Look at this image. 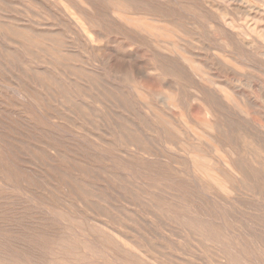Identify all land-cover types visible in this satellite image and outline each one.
I'll use <instances>...</instances> for the list:
<instances>
[{
  "label": "rangeland",
  "instance_id": "1",
  "mask_svg": "<svg viewBox=\"0 0 264 264\" xmlns=\"http://www.w3.org/2000/svg\"><path fill=\"white\" fill-rule=\"evenodd\" d=\"M66 5L81 12L93 25L97 34L94 44L65 12ZM104 19L107 20L105 23ZM218 20L224 27L217 23ZM216 23L218 29H222L220 32ZM137 24L147 25L158 33L160 37L157 39L171 46L170 49L174 44L179 51L186 52L187 57L192 55L191 59L200 66L205 64L203 69L229 93L235 91L245 97L249 94L247 97L255 101V106L240 104L244 110L251 111L250 119L253 117L250 121L260 127L262 133L260 129L256 132L252 126L243 125V121H226L229 118L218 111L211 96L205 93L203 95L207 97L203 98L199 94L201 83L197 84L199 81L190 77L184 78L186 75L178 67L171 71L168 66L172 62L165 55L156 54L152 41L136 31ZM192 29L204 34L205 38ZM240 33L242 37L237 35ZM263 34L264 0H0V264H264V172L261 171L264 169V137H261L264 136ZM204 42L210 46H205ZM213 51L222 60L233 63L238 72L223 68ZM148 54H154L155 61ZM248 58L251 62L247 61ZM177 71H180L179 75ZM158 74L164 78L159 80ZM130 78L132 82L128 83L126 80ZM134 87L142 89L145 97L138 96ZM186 95H190V99L185 98ZM162 96H169L167 99H171L176 107L167 108ZM134 102H137L136 106ZM145 102L153 109L157 106L154 113ZM209 104L213 106L211 111ZM195 106L197 108L193 109ZM186 108L190 116L186 114ZM219 114L223 118L219 119ZM182 118L190 120L199 134L206 133L203 141L213 136L223 147L232 146L230 149L239 154L236 157L246 162L249 172L245 178L247 187L241 186V191L227 195L191 169L185 151L196 150L201 155L208 147L203 141H198L201 145L197 144L189 134L183 133V137L177 134L180 125L183 127ZM219 122L225 123L220 124V129L227 127L221 129L224 134L231 124L234 125L232 131L230 128L226 131L229 134L225 136L229 139H225L223 133L221 136L217 131L207 129ZM222 138L224 141L220 140ZM188 139L192 141L188 142ZM178 159H183V165ZM184 167L188 168L185 173ZM191 173L194 178L190 177ZM258 206L263 211L258 210ZM122 243L138 252L124 249Z\"/></svg>",
  "mask_w": 264,
  "mask_h": 264
},
{
  "label": "bare ground",
  "instance_id": "2",
  "mask_svg": "<svg viewBox=\"0 0 264 264\" xmlns=\"http://www.w3.org/2000/svg\"><path fill=\"white\" fill-rule=\"evenodd\" d=\"M79 1V0H78ZM120 1V0H119ZM122 1V0H121ZM132 1V0H131ZM202 1H204V0H202ZM111 2H113V1H111ZM115 2H117V1H115ZM115 2H113V3H115ZM134 2V1H133ZM138 2H139V0H138ZM147 2V1H146ZM176 2V1H175ZM205 2H207V1H205ZM59 3V2H58ZM57 3V4H58ZM244 3V2H243ZM51 4V3H50ZM55 4V3H54ZM89 4V3H88ZM109 4V3H108ZM130 4H132V3H130ZM139 4V3H138ZM152 4H154V3H152ZM249 4H250V2H249ZM102 5V4H101ZM104 5V4H103ZM113 5V4H112ZM116 5V4H115ZM134 5V4H133ZM136 5V4H135ZM142 5V4H141ZM159 5H160V3H159ZM202 5V4H201ZM201 5H199L200 7H202ZM229 5V4H228ZM58 6V5H57ZM85 6H87L86 4H85ZM148 6V5H147ZM151 6V5H150ZM155 6V5H154ZM60 7V6H59ZM95 7H96V5H95ZM94 7V8H95ZM112 7V6H111ZM122 7V6H121ZM120 7V8H121ZM129 7V6H128ZM149 7V6H148ZM240 7V6H239ZM57 8V7H56ZM103 8H104V6H103ZM144 8H147V7H144ZM152 8V7H151ZM197 8V7H196ZM199 8V7H198ZM238 8V7H237ZM64 9H65V12H67V14L69 15V17L72 19V20H74L75 21V23L77 24V26L80 28V30L82 31V33L84 34V36L88 39V41L91 43V44H94L95 42H96V38H95V36L97 35L96 34V32L93 30V25L90 23V22H88L86 19H85V17L83 16V14L81 13V12H77V11H73L72 10V7L71 6H67L66 5V7H64ZM74 9H76V8H74ZM105 9V8H104ZM129 9V8H128ZM131 9V8H130ZM163 9V8H162ZM165 9H167V8H165ZM202 8H200V10H201ZM229 9V8H228ZM57 10V9H56ZM98 10H99V8H98ZM156 10V9H155ZM207 10V9H206ZM224 10V9H223ZM246 10V9H245ZM54 11V10H53ZM92 11H94V10H92ZM127 11V10H126ZM130 11V10H129ZM152 11V10H151ZM99 12V11H98ZM212 12V11H211ZM216 12V11H215ZM114 13V12H113ZM140 13V12H139ZM145 13V12H144ZM168 13H170V12H168ZM202 13H204V11H202ZM232 13V12H231ZM247 13V12H246ZM99 14H100V12H99ZM126 14V13H125ZM124 14V15H125ZM132 14V13H131ZM136 14H137V12H136ZM151 14V13H150ZM154 14V13H153ZM209 14V13H208ZM207 14V15H208ZM213 14V13H212ZM233 14V13H232ZM64 15V14H63ZM113 15V14H112ZM141 15V14H140ZM146 15V14H145ZM202 15V14H201ZM224 15V14H223ZM249 15V14H248ZM95 16V15H94ZM143 16V15H142ZM149 16V15H148ZM155 16V15H154ZM161 16V15H160ZM205 17H206V14L204 15ZM211 16V15H210ZM214 16V15H213ZM250 16V15H249ZM53 17V16H52ZM61 17V16H60ZM110 17V16H109ZM126 17V16H125ZM219 17V16H218ZM101 18H102V16H101ZM100 18V19H101ZM116 18V17H115ZM175 18V17H174ZM178 18V17H177ZM177 18H175V19H177ZM216 19H218L217 18V16L215 17ZM214 18V19H215ZM97 19V18H96ZM110 19V18H109ZM126 19V18H125ZM173 19V18H172ZM171 19V20H172ZM212 19V18H211ZM214 19H212V20H214ZM230 19H232V18H230ZM248 19V18H247ZM99 20V19H98ZM111 20V19H110ZM113 20V19H112ZM166 20H170V19H166ZM177 20H180V19H177ZM203 20V19H202ZM207 20V19H206ZM208 20H210V19H208ZM105 21H107V20H105L104 19V23H105ZM118 21H119V19H118ZM131 21V20H130ZM154 21V20H153ZM200 21H201V19H200ZM216 20H214V22H215ZM221 21V20H220ZM236 21V20H235ZM234 21V22H235ZM95 22H97V21H95ZM99 22V21H98ZM181 22V21H180ZM202 22V21H201ZM213 22V24H215ZM219 22V20L217 21V23ZM237 22V21H236ZM101 23V22H100ZM117 23V22H116ZM199 23V22H198ZM216 23V24H217ZM252 23V22H251ZM102 24V23H101ZM110 24V23H109ZM109 24H108V26H109ZM118 24V23H117ZM122 24V23H121ZM147 24V23H146ZM158 24V23H157ZM196 24V23H195ZM218 24H221V23H218ZM218 24L216 25V27L218 26ZM233 24V23H232ZM100 25V24H99ZM182 25H183V23H182ZM197 25H199V24H197ZM206 25H208V24H206ZM221 25H223V27H224V24H221ZM251 25H253L254 26V24H251ZM111 26H113V25H111ZM126 26V25H125ZM138 26V27H137ZM147 26V25H146ZM145 25H139V24H137L136 25V27H137V29H136V31L137 32H139L142 36H146V38H148V39H150L152 42V44H153V47H154V51H156V54H158V52H159V54H163V55H165L166 56V58L168 59V61L169 62H172L169 66H168V68L171 70V71H176V69H175V67H178L177 69H179L180 71H182L183 72V74L184 75H186L184 78H186V77H190L191 79H195L196 81H199L197 84H199V83H201V86L199 87V88H201L202 89V91L200 90V92H199V90L198 89H196L195 87H193L197 92H199V94H201V95H203V94H205V93H207L208 94V96H211V98H212V100H213V102H214V104L216 105L215 107H217L218 108V111H220V113H222L223 115L225 114V117H227V118H229V119H227V118H225V119H227L226 121H228V120H231V121H233L232 123H234V122H236V121H234V120H237V122L238 121H243L242 123H245V124H243V125H245V126H247V125H250V126H252V128L256 131V132H258V130L260 129V127L258 128V126L256 125V124H254L253 125V123L250 121V120H252V117L253 116H251V119H250V112H248L247 110H244L243 109V107H242V105L240 104V102L242 103V104H245V103H249V104H251L252 106H255L254 104H253V102H255V101H251L247 96L249 95H247L246 97L245 96H240V95H238V93H235V91H233L234 93L232 94L231 92L229 93V91H226V89L223 87H221V86H219L212 78H211V73H209V72H207L206 70H204L203 68L205 67V64L203 65L204 67H202V66H200L198 63H196L195 62V60H193V59H191L193 56L191 55V58H189V57H187L186 55H185V53L186 52H184V51H179L180 49L176 46V45H174L173 44V46H172V48L170 49V47L171 46H168V45H166L165 44V42L164 41H160V39L158 40L157 38H159L160 36H159V34L158 33H155L153 30H150L148 27H146ZM186 26V25H185ZM220 26V25H219ZM101 27L103 28V24L101 25ZM161 27V26H160ZM174 27V26H173ZM187 27V26H186ZM186 27H184L185 29L184 30H186ZM189 27V26H188ZM222 27V26H221ZM242 27V26H241ZM240 27V28H241ZM247 27V26H246ZM130 28V27H129ZM162 28V27H161ZM200 29H201V27H199ZM210 28V27H209ZM120 29V28H119ZM121 29H124V28H121ZM179 29V28H178ZM191 29V28H190ZM216 29V28H215ZM217 29H218V27H217ZM219 29H221V28H219ZM218 29V30H219ZM224 29V28H223ZM72 30V29H71ZM97 30H99V33H100V29L98 28ZM201 30H204V29H201ZM201 30H200V32H201ZM222 30V29H221ZM244 30L246 31V29L244 28ZM81 31H79V33L81 32ZM114 31V30H113ZM116 31V30H115ZM126 31V30H125ZM192 31H193V29H192ZM209 31V30H208ZM235 31V30H234ZM242 31V30H241ZM250 31V30H249ZM249 31H248V34H249ZM117 32H119V31H117ZM121 32V31H120ZM119 32V33H120ZM193 32H195V31H193ZM196 32H197V34L198 35H200L198 32L199 31H197L196 30ZM195 32V33H196ZM216 32V31H215ZM218 32H220V30L218 31ZM253 32V31H252ZM261 32V31H260ZM71 33V32H70ZM115 33V32H114ZM119 33H118V35H119ZM126 33H128V32H126ZM182 33H184V32H182ZM181 33V34H182ZM185 33H186V31H185ZM184 33V34H185ZM211 33V32H210ZM129 34H131V33H129ZM177 34V33H176ZM201 34H202V32H201ZM208 34V33H207ZM212 34H213V32H212ZM74 35V34H73ZM166 35V34H165ZM204 34H202V35H200V36H203ZM206 35V34H205ZM238 36H240V37H242L243 35L240 33V34H237ZM259 35H260V33H259ZM264 35V34H263ZM79 36V35H78ZM121 36V35H120ZM133 36H134V34H133ZM208 36H209V34H208ZM228 36V35H227ZM233 36V35H232ZM232 36H230V37H232ZM249 36V35H248ZM254 36V35H253ZM123 37V36H122ZM125 37V36H124ZM137 37V36H136ZM139 37V36H138ZM137 37V38H138ZM184 37V36H183ZM204 38H205V36H203ZM202 37V39H204ZM239 37V38H240ZM250 37H251V35H250ZM260 37V36H259ZM103 38V37H102ZM127 38V37H126ZM125 38V39H126ZM145 38V39H146ZM185 38V37H184ZM194 38V37H193ZM207 38V37H206ZM234 38V37H233ZM236 38V37H235ZM257 38V37H256ZM104 39V38H103ZM124 39V40H125ZM144 39V40H145ZM183 39V38H182ZM187 39V38H186ZM188 39H189V37H188ZM202 39H200L201 41H202ZM216 39V38H215ZM225 39V38H224ZM232 39V38H231ZM248 39V38H247ZM264 39V38H263ZM81 40H82V38H81ZM130 40V39H129ZM143 40V41H144ZM149 40V41H150ZM197 39H195V41H196ZM210 40V39H209ZM214 40V39H213ZM221 40V39H220ZM226 40V39H225ZM224 40V41H225ZM234 40V39H233ZM241 40V39H240ZM97 41H99V40H97ZM126 41H127V39H126ZM143 41H141L142 42V44H143ZM195 41H193V42H195ZM205 41H206V39H205ZM219 41V40H218ZM217 41V42H218ZM222 41V40H221ZM227 41H228V38H227ZM249 41V40H248ZM70 42V41H69ZM87 42V41H86ZM101 42V41H100ZM207 42V41H206ZM210 41H208L207 43H209ZM216 42V41H215ZM214 42V43H215ZM231 42V41H230ZM229 42V43H230ZM249 42H251V41H249ZM99 43V42H98ZM134 42L132 41V44H133ZM147 43L149 44V42L147 41ZM199 43V42H198ZM219 43V42H218ZM226 43V42H225ZM234 43V42H233ZM255 43V42H254ZM263 43V42H262ZM29 44V43H28ZM74 44V43H73ZM85 44V43H84ZM102 44H103V42H102ZM101 44V45H102ZM147 44V45H148ZM179 44V43H178ZM191 45H192V43H190ZM203 44H205V42L203 43ZM210 44V43H209ZM211 44H212V42H211ZM217 44V43H216ZM247 44V43H246ZM261 44V43H260ZM34 45V44H33ZM134 45H135V43H134ZM137 45V44H136ZM144 45V44H143ZM150 45V44H149ZM148 45V46H149ZM188 45V44H187ZM199 45V44H198ZM206 45H208V44H205V46ZM219 45V44H218ZM228 45V44H227ZM132 46V45H131ZM147 46V47H148ZM151 46V45H150ZM149 46V47H150ZM200 46V45H199ZM202 46V45H201ZM210 45H208L207 47H209ZM215 45H213V47H214ZM226 46V45H225ZM229 46V45H228ZM238 46V45H237ZM240 46V45H239ZM250 46H252V45H250ZM258 46V45H257ZM95 47V46H94ZM140 47V46H139ZM142 47H144V49H146L145 48V46H142ZM152 47V46H151ZM193 47V46H192ZM206 47V48H207ZM222 47V46H221ZM234 47H236V46H234ZM234 47H232V48H234ZM253 47H255V46H253ZM264 47V46H263ZM85 48H86V46H85ZM141 48V47H140ZM190 48V47H189ZM194 48V47H193ZM225 48V47H224ZM228 48V47H227ZM238 48V47H237ZM240 48V47H239ZM99 49V48H98ZM101 49V48H100ZM127 49V48H126ZM129 49V48H128ZM187 49V48H186ZM195 49H197V48H194V50ZM209 48H207V50H208ZM212 49V48H211ZM217 49H218V47H217ZM220 49V48H219ZM259 49H261V48H259ZM143 50V49H142ZM215 50V49H214ZM223 50V49H222ZM228 49H226V51H227ZM232 50V49H231ZM234 50V49H233ZM239 50V49H238ZM246 50V49H245ZM252 50H253V48H252ZM45 51V50H44ZM129 51V50H128ZM144 51V50H143ZM188 51V50H187ZM198 51V50H197ZM200 51V50H199ZM198 51V52H199ZM224 51V50H223ZM222 51V52H223ZM46 52V51H45ZM127 52V51H126ZM147 52L149 53V50H147ZM190 52V51H189ZM202 53H203V51H201ZM206 52V51H205ZM214 52V51H213ZM228 52V51H227ZM230 52V51H229ZM36 53V52H35ZM92 53H94V52H92ZM139 53V52H138ZM146 53V52H145ZM200 53V52H199ZM232 53V52H231ZM235 53V52H234ZM241 53V52H240ZM248 53H249V51H248ZM34 54V53H33ZM124 54V53H123ZM140 54V53H139ZM150 54H151V52H150ZM194 54V53H193ZM214 54H215V52H214ZM224 54V53H223ZM241 54H243V53H241ZM256 54V53H255ZM254 54V57L256 56ZM259 54V53H258ZM264 54V53H263ZM111 55V54H110ZM121 55V54H120ZM154 55V54H153ZM153 55H147V56H150L151 58H153L154 59V56ZM195 55H197L196 53H195ZM233 55V54H232ZM235 55H236V53H235ZM250 55H251V52H250ZM249 55V56H250ZM131 56H133V55H131ZM140 56V55H139ZM198 56H202V55H198ZM210 56V55H209ZM209 56H207V57H209ZM214 56H216V58L218 59V62H219V64H222L221 66H223V68H225V69H228V70H231V72L233 71V72H238V70L236 69V67H235V65L233 64V63H231V62H229L228 60L226 61V60H222L218 55H214ZM243 56V55H242ZM258 56V55H257ZM261 56V55H260ZM123 57V56H122ZM160 57V56H159ZM227 57V56H226ZM230 58L232 57V56H229ZM140 58V57H139ZM142 58V57H141ZM147 58H149V57H147ZM161 59H162V56L160 57ZM165 58V57H164ZM204 58V57H203ZM256 58V57H255ZM109 59V58H108ZM123 59H124V57H123ZM127 59H129V58H127ZM131 59V58H130ZM136 59V58H135ZM150 59V58H149ZM149 59H147V60H149ZM198 58H196V60H197ZM207 59V58H206ZM240 59V58H239ZM244 59H245V57H244ZM244 59H242V60H244ZM249 59V58H248ZM64 60V59H63ZM141 60V59H140ZM157 60V59H156ZM163 60V59H162ZM161 60V61H162ZM199 60V59H198ZM210 60V59H209ZM208 60V61H209ZM232 60V59H231ZM233 60H235V59H233ZM246 60V59H245ZM244 60V61H245ZM150 62H151V59L149 60ZM154 61H155V59H154ZM166 61V60H165ZM203 61V60H202ZM248 62H251L250 61V59L249 60H247ZM67 62V61H66ZM82 62H85V61H82ZM137 62V61H136ZM145 62V61H144ZM198 62H200V60L198 61ZM205 62V61H204ZM235 62H237L238 63V61H235ZM135 63V62H134ZM143 63V62H142ZM152 64H153V62H151ZM151 63H150V66H151ZM157 63V65H158V62H156ZM156 63H155V65H156ZM163 63H166V62H164L163 61ZM213 63V62H212ZM215 63H216V61H215ZM241 63V62H240ZM263 63V62H262ZM60 64V63H59ZM211 64V63H210ZM218 64V65H219ZM243 64V63H242ZM250 65H251V63H249ZM140 65V64H139ZM148 65H149V63H148ZM147 65V67H149ZM161 65V64H160ZM165 65V64H164ZM167 65V64H166ZM208 65V64H207ZM217 65V64H216ZM217 65V66H218ZM249 65V66H250ZM29 66V65H28ZM211 66V65H210ZM209 66V68H212V67H210ZM213 66H214V63H213ZM216 66V67H217ZM248 66V65H247ZM264 66V65H263ZM71 67V66H70ZM151 67H153V65L151 66ZM244 67H245V65H244ZM167 68V69H168ZM208 68V69H209ZM251 68V67H250ZM253 68V67H252ZM152 68H150V70H151ZM153 69H155V68H153ZM168 69V70H169ZM217 69V68H216ZM253 69H255V68H253ZM149 70V69H148ZM158 70H160L159 68H158ZM67 71V70H66ZM69 71V70H68ZM153 71V70H152ZM156 71V70H155ZM163 71H166V70H163ZM179 71V72H180ZM213 71V70H212ZM225 71V70H224ZM247 71V70H246ZM82 72V71H81ZM146 72H148V71H146ZM154 72V71H153ZM158 72H160L159 74L161 75V73H163L164 74V72H161V71H158ZM167 72V71H166ZM165 72V73H166ZM178 72V71H177ZM179 72H178V75H179ZM218 72V71H217ZM67 73V72H66ZM142 73H144V72H142ZM141 73V74H142ZM173 73V72H172ZM220 73V72H219ZM219 73H217L218 75H219ZM68 75H70L69 74V72L67 73ZM134 74V73H133ZM149 74V73H148ZM155 74V73H154ZM159 74H158V76H159ZM168 74H171V73H168ZM183 74H182V77H183ZM213 74V73H212ZM216 74V73H215ZM239 74V73H238ZM246 74V73H245ZM244 74V75H245ZM251 74H253V73H251ZM144 75V74H143ZM150 75V74H149ZM148 75V76H149ZM164 75H166V74H164ZM214 75V74H213ZM212 75V76H213ZM230 75H232L233 76V74H230ZM247 75V74H246ZM156 76V75H155ZM167 76V75H166ZM181 76V75H180ZM222 76V75H221ZM227 76V75H226ZM241 76H243V75H241ZM251 76V75H250ZM81 77V76H80ZM151 77V76H150ZM160 77V76H159ZM170 77V76H169ZM215 77V76H214ZM217 77V76H216ZM71 78H75V76L73 77H71ZM146 78V77H145ZM148 78V77H147ZM158 78V77H157ZM162 78H164V77H160V79L159 80H162ZM174 77H172V78H170V80H172ZM218 78H219V76H218ZM221 79H227V77H225V78H222V77H220ZM251 78H253L252 76H251ZM72 79V80H73ZM169 79V78H168ZM182 79V78H181ZM187 79V78H186ZM66 80H67V78H66ZM68 80H69V77H68ZM78 80H80V79H78ZM87 80V79H86ZM130 80H131V78L129 79V80H126L128 83L130 82ZM164 80V79H163ZM169 80V81H170ZM195 80H194V82H195ZM230 80V79H229ZM233 80H234V78H233ZM251 80V79H250ZM70 81H71V79H70ZM74 81H76V79L74 80ZM89 81V80H88ZM87 81V82H88ZM136 81V80H135ZM149 81V80H148ZM167 81V80H166ZM165 81V82H166ZM176 81V80H175ZM181 81V80H180ZM188 81H190V79L188 80ZM228 81V80H227ZM242 81H243V79H242ZM252 81V80H251ZM260 81V80H259ZM79 82V81H78ZM90 82V81H89ZM126 82V84H128ZM131 82H132V80H131ZM134 82V81H133ZM138 82V81H137ZM178 82H179V77H178ZM184 82V81H183ZM230 82V81H229ZM253 82V81H252ZM251 82V83H252ZM82 83V82H81ZM176 83V82H175ZM185 83V82H184ZM225 84H227L228 85V83H226V82H224ZM224 83L223 84H221V82H220V84L221 85H224ZM231 83V82H230ZM245 83V82H244ZM247 83V82H246ZM258 83V82H257ZM83 84V83H82ZM133 84V83H132ZM135 84V83H134ZM154 84H155V81H154ZM167 84H169V83H167ZM188 84V83H187ZM196 84V83H195ZM90 85V84H89ZM89 85H86V86H88L89 87ZM166 85V84H165ZM173 85H174V81H173ZM178 85V84H177ZM183 85V84H182ZM200 85V84H199ZM236 85V84H235ZM246 85V84H245ZM258 85V84H257ZM262 85V84H261ZM85 86V85H84ZM83 86V87H84ZM162 86H164V85H162ZM178 86H180V84L178 85ZM184 86H186L187 87V85L185 84ZM183 86V87H184ZM238 86V85H237ZM249 86H251V85H249ZM249 86H247V87H249ZM255 86V85H254ZM173 87V86H172ZM176 87V86H175ZM175 87H174V89H175ZM197 87V86H196ZM226 87V86H225ZM231 87V86H230ZM238 87H240V86H238ZM238 87L236 88L237 90H238ZM257 87V86H256ZM47 88H49V87H47ZM90 88V87H89ZM164 88H166V87H164ZM163 88V89H164ZM181 88V87H180ZM180 88H178V90L180 89ZM190 88V87H189ZM229 88V87H228ZM232 88V87H231ZM234 88V87H233ZM258 88H259V86H258ZM262 88V87H261ZM72 89V88H71ZM126 89V88H125ZM184 89H186L185 87L182 89V91H184ZM192 89V88H191ZM240 89V88H239ZM90 90H92L91 88H90ZM89 90V91H90ZM134 90H136V93L138 94V96H141V98H144L145 96H144V94H143V91H142V89H140V88H137V87H134ZM151 90V89H150ZM167 90V89H166ZM165 90V91H166ZM194 90V91H195ZM231 90H234V89H231ZM249 90V89H248ZM19 91V90H18ZM239 91V90H238ZM241 91H243V90H241ZM21 92V91H20ZM19 92V93H20ZM93 92V91H92ZM162 92V91H161ZM174 92V91H173ZM204 92V93H203ZM83 93V92H82ZM94 93V92H93ZM175 93H177L178 94V92H175ZM174 93V94H175ZM184 93V92H183ZM240 93V92H239ZM249 93V92H248ZM251 93V92H250ZM261 93H263V92H261ZM23 94L25 95V93L23 92ZM23 94H22V96H23ZM151 94V93H150ZM168 94V93H167ZM173 94V93H172ZM179 94H181L180 92H179ZM198 94V95H199ZM245 94V93H244ZM247 94V93H246ZM254 94V93H253ZM72 95H73V92H72ZM83 95H84V93H83ZM82 95V96H83ZM145 95H146V93H145ZM147 95H149V94H147ZM162 95V94H161ZM169 95V94H168ZM185 95V94H184ZM255 95V94H254ZM254 95H253V97H254ZM81 96V95H80ZM81 96V97H82ZM87 96V95H86ZM159 96V95H158ZM178 96V95H177ZM187 96L188 95H186V97L185 98H187ZM190 96V95H189ZM188 96V97H189ZM194 96V95H193ZM197 96V95H196ZM261 96H262V94H261ZM26 97H28V96H25V98ZM81 97H80V99H81ZM131 97V96H130ZM154 97V96H153ZM157 97V96H156ZM163 97V99L162 100H164V102H163V104L167 107V108H175L176 106H175V104H173V102L171 101V99H170V101H169V99H167V98H169V96H166V98H165V96H162ZM200 97V96H199ZM207 96L205 95V97H204V95H203V98H206ZM133 98V96L131 97V99ZM159 98V97H158ZM177 98V97H176ZM182 98H184L183 96H182ZM191 98H192V96H191ZM197 98V97H196ZM201 98V97H200ZM261 98V97H260ZM79 99V98H78ZM88 99V98H87ZM134 99V98H133ZM151 99V98H150ZM175 99V98H174ZM180 99V98H179ZM179 99H178V101H179ZM189 99H190V97H189ZM193 99H195V98H193ZM256 99V98H255ZM82 100V99H81ZM139 100V99H138ZM152 100V99H151ZM154 100H155V98H154ZM153 100V102H155ZM176 100V99H175ZM182 100H184L185 101V99H182ZM192 100V99H191ZM203 100V99H202ZM207 100H208V98H207ZM210 100V103H211V99H209ZM88 101H89V99H88ZM159 101H160V99H159ZM183 101V102H184ZM261 101V100H260ZM126 102V101H125ZM139 102V101H138ZM182 102V103H183ZM190 102V101H189ZM188 102V103H189ZM82 103H84V102H82ZM117 103V102H116ZM135 103H137V102H134V104ZM158 103V102H157ZM184 103H186V102H184ZM204 103V102H203ZM208 103H209V101H208ZM208 103H207V105H208ZM261 103V102H260ZM143 104V103H142ZM191 104H192V102H191ZM190 104V105H191ZM213 104V103H212ZM214 104H213V106H214ZM256 104V103H255ZM137 105H139V104H137ZM145 105L147 106V108L149 109H151L152 110V112L154 113V109L157 107H155L154 109H153V107L150 105V104H146V102H145ZM158 105V104H157ZM161 105V104H160ZM178 105H180V104H178ZM184 105V104H183ZM182 105V106H183ZM186 106H187V104H185ZM190 105H188V106H190ZM192 105H194V104H192ZM191 105V106H192ZM210 105V104H209ZM132 106V105H131ZM130 106V107H131ZM135 106H136V104H135ZM144 106V105H143ZM181 106V107H182ZM185 106V107H186ZM213 106H211L210 105V107L209 106H207V107H209L210 109V111H211V109H212V107ZM112 107V106H111ZM138 107V106H137ZM158 107H160L159 105H158ZM201 107V106H200ZM141 109L142 110V108H141V106L140 107H138V109ZM164 108V107H163ZM167 108H166V110H167ZM183 108V107H182ZM189 108V107H188ZM188 108H186V111H187V109ZM194 108H197V106H195V107H193V109ZM257 108V107H256ZM121 109V108H120ZM119 109V111L121 112V110ZM185 109V108H184ZM184 109H183V111H184ZM190 109H192V108H190ZM192 109V110H193ZM200 109V108H199ZM203 109V108H202ZM117 110V109H116ZM136 110H137V108H136ZM161 110V109H160ZM196 110H198V109H196ZM217 110V109H216ZM253 110V109H252ZM128 111V110H127ZM126 111V112H127ZM138 111V110H137ZM144 111V109L142 110V112ZM164 111V110H163ZM171 111H172V109H171ZM182 111V112H183ZM185 111V112H186ZM191 111V110H190ZM194 111V110H193ZM203 111V110H202ZM217 111V112H218ZM260 111V110H259ZM140 112V111H139ZM141 112V113H142ZM164 112H166V111H164ZM175 112H176V110H175ZM213 112V111H212ZM212 112H211V114H212ZM216 112V113H217ZM261 112V111H260ZM133 113V112H132ZM158 113V112H157ZM174 113V112H173ZM178 112H176V114H177ZM189 112L187 111L186 112V114H188ZM207 113V112H206ZM219 113V112H218ZM252 113H253V111H252ZM259 113V112H258ZM263 113V112H262ZM89 114H91V113H89ZM136 114V113H135ZM144 114V113H143ZM142 114V115H143ZM148 114V113H147ZM166 114H168V113H166ZM192 114V113H191ZM210 114V115H211ZM221 114V115H222ZM255 113H253V115H254ZM141 115V116H142ZM162 115V114H161ZM169 115V114H168ZM182 115H184V114H182ZM189 115V114H188ZM214 115V114H213ZM216 115V114H215ZM260 116H261V114H259ZM146 116V115H145ZM151 116V115H150ZM171 116H172V114H171ZM190 116V115H189ZM208 116V115H207ZM217 116H220V114L219 115H217ZM102 117V116H101ZM128 117V116H127ZM130 118V120H131V116H129ZM147 117H149V116H147ZM147 117H145L147 120H149ZM157 117V116H156ZM173 117V116H172ZM182 117V116H181ZM186 117V116H185ZM209 117V116H208ZM262 117H263V115H262ZM85 118H86V116H85ZM135 119L136 118H138V117H134ZM133 117H132V120L134 121L135 119H134ZM140 118V117H139ZM143 118V117H142ZM159 118V117H158ZM160 118H162V117H160ZM163 118H165V117H163ZM186 118H188V117H186ZM198 118V117H197ZM199 118H201V117H199ZM217 118V117H216ZM220 118H223L222 116H220L219 117V119ZM145 119V120H146ZM152 119V118H151ZM150 119V120H151ZM170 119H171V117H170ZM178 119V118H177ZM189 119V118H188ZM186 120L185 118H182L181 119V124H183V127H182V125H180V127H181V130H180V132L179 133H177L178 131H176V133L177 134H182L181 136L183 137L185 134H189L193 139H195V142L197 143V144H200L201 145V143H198V141H203L204 140V136H205V134L203 133V134H199L198 132H197V130H196V128H195V126H194V124H192L191 123V121L190 120ZM203 119V118H202ZM201 119V120H202ZM208 119V118H207ZM213 118H212V116H211V120H212ZM254 119V118H253ZM101 120V119H100ZM138 120V119H137ZM140 120V119H139ZM208 120H210V119H208ZM208 120L206 121V122H208ZM210 120V121H211ZM216 120V119H215ZM218 120V119H217ZM221 120H223V119H221ZM141 121V120H140ZM152 121V120H151ZM164 121V120H163ZM171 121H173V120H171ZM190 121V122H189ZM230 121V122H231ZM141 122H144V123H146L145 121H141ZM149 123H150V121H148ZM160 122V121H159ZM166 122V121H165ZM175 122V121H174ZM192 122L193 123H196L195 121H193V119H192ZM199 122V121H198ZM197 122V123H198ZM223 122H225V121H223ZM254 122H256V121H254ZM260 122V121H259ZM134 123H136L135 121H134ZM155 123V122H154ZM164 123V122H163ZM167 123V122H166ZM170 123H172V122H170ZM179 123V122H178ZM200 123V122H199ZM203 123H204V121H203ZM208 123H210V122H208ZM212 123H215V122H213L212 121ZM228 123V122H227ZM227 123H226V125H227ZM81 124V123H80ZM146 124H148V123H146ZM145 124V125H146ZM151 124V123H150ZM159 125V123L156 121V123H155V125L156 126H158ZM175 124V123H174ZM207 124V123H206ZM220 124L221 125H224V124H222V122H219V124L218 123H216V124H214V125H211V126H209L210 124H208V126H209V128L207 127V129L209 130V131H217L218 133H220L221 134V136H222V131H223V129H224V127L225 126H223V128H221L222 129V131H221V129H220ZM241 124V123H240ZM155 125H153V126H155ZM170 125V124H169ZM177 124H175V126H176ZM178 125V126H179ZM196 125V124H195ZM204 125V124H203ZM229 125V124H228ZM235 125H236V123H235ZM137 126V125H136ZM146 126H148V127H150L149 125H146ZM145 126V127H146ZM163 126H164V124H163ZM198 126V128H199V125H197ZM196 126V127H197ZM234 126V125H233ZM232 126V124H231V127H233ZM238 126V125H237ZM249 126V127H250ZM162 127V126H161ZM165 127H167V126H165ZM172 127H174V126H172ZM177 127V126H176ZM203 127V126H202ZM222 127V126H221ZM231 127H228V130H229V128H230V130H231ZM236 127V126H235ZM234 127V128H235ZM262 127H264V126H262ZM140 128V127H139ZM151 128V127H150ZM158 128V127H157ZM179 128V127H178ZM225 128H227V127H225ZM154 129L156 130V128L154 127ZM173 129V128H172ZM199 129H202L203 131H205L203 128H199ZM236 129V128H235ZM235 129H233V131L235 130ZM240 129V128H239ZM242 129V128H241ZM244 129V128H243ZM264 129V128H263ZM131 130V129H130ZM140 130V129H139ZM149 130V129H148ZM168 130V129H167ZM175 130V129H174ZM201 130V131H202ZM225 130V129H224ZM228 130H226L227 132H228ZM251 130V129H250ZM124 131V130H123ZM135 131V130H134ZM137 131V130H136ZM142 131V130H141ZM151 131V130H150ZM165 131V130H164ZM202 131V132H203ZM225 131V134L223 133V135L225 136V135H228L227 134V132ZM232 131V130H231ZM261 133H262V131H261V129L259 130ZM131 132H132V130H131ZM152 132V131H151ZM168 132V131H167ZM173 132V131H172ZM201 132V133H202ZM242 132V131H241ZM255 132V133H256ZM125 133V132H124ZM183 133H185L184 135H183ZM243 133V132H242ZM254 133V132H253ZM122 134H123V132H122ZM121 134V135H122ZM170 134V133H169ZM174 134V133H173ZM214 134V133H213ZM219 134V135H220ZM250 134V133H249ZM126 135H127V133H126ZM167 135V134H166ZM175 135V134H174ZM211 136H212V132H211V134H210ZM209 135V136H210ZM216 135H217V133H216ZM245 135V134H244ZM256 135H258L257 133H256ZM147 136V135H146ZM145 136V137H146ZM176 136H178V135H176ZM188 136V135H187ZM258 136H260V135H258ZM138 138H139V136H137ZM149 137V136H148ZM189 137V136H188ZM217 137V136H216ZM245 137H248V136H245ZM244 137V138H245ZM252 138H253V136H251ZM261 137L263 138L264 136L263 135H261ZM127 138H128V136H127ZM137 138V139H138ZM147 138V137H146ZM150 138V137H149ZM168 138H170V137H168ZM179 138V137H178ZM210 139L209 140H206V141H203V143L205 142L206 143V145L207 146H205V147H208V150L206 149V151H204V153L205 154H201V155H199V153H197L196 152V150H190V149H187L186 147H183V148H186L187 150L185 151L186 152V158H188L187 160L188 161H190V167H191V169L193 168L200 176H201V178L202 179H204V180H208L209 182H210V184H211V186H214L216 189H218L219 191H221L222 193H225V194H227V195H231V194H233V193H235L236 191H241L240 189H241V186H246L247 184H246V177H248L249 175H248V171H247V166L245 165V163H243L242 162V159H240L239 157H236L237 155L239 156V154H235L236 153V151H234L233 149V151L230 149L231 147L229 146V148H225V146L223 147V145H221L220 143H219V141L218 140H216L215 138H213V136H212V138L211 137H209ZM218 138H220L219 136H218ZM226 138H228L227 136H225V139ZM243 138V137H242ZM132 139V138H131ZM134 139H136L135 137H134ZM140 139V138H139ZM153 139V138H152ZM151 139V140H152ZM179 139H181V138H179ZM229 139V138H228ZM150 140V139H149ZM151 140H150V142H151ZM169 140H171V139H169ZM173 140V139H172ZM189 141L188 142H191L192 140H190V139H188ZM220 140H223V138L222 139H220ZM250 140H252V139H250ZM260 140H261V138H260ZM182 142H183V140H181ZM185 141H186V139H185ZM224 141V140H223ZM226 141V143H227V141L228 140H225ZM230 141V140H229ZM232 141V140H231ZM255 141V140H254ZM253 141V142H254ZM145 142V141H144ZM148 142V141H147ZM177 142V141H176ZM187 142V141H186ZM256 142V141H255ZM131 143V142H130ZM160 143V142H159ZM170 143H171V141H170ZM196 143H194V144H196ZM222 143V142H221ZM259 143H261V142H259ZM258 143V144H259ZM173 144V143H172ZM176 144V143H175ZM179 144H180V142H179ZM224 144V143H223ZM227 144H229V143H227ZM249 144H250V141H249ZM249 144H247V145H249ZM256 144V143H255ZM264 144V143H263ZM262 144V145H263ZM160 145V144H159ZM171 145V144H170ZM183 145V144H182ZM186 145V144H185ZM203 145V144H202ZM253 145V144H252ZM163 146V145H162ZM174 146V145H173ZM186 146H188V145H186ZM239 146V145H238ZM139 147V146H138ZM153 147V146H152ZM236 147H237V145H236ZM256 147V146H255ZM155 148H157V147H155ZM178 148H179V146H178ZM188 148H189V146H188ZM195 148V147H194ZM203 148H204V145H203ZM247 148V147H246ZM149 149V148H148ZM205 149V148H204ZM237 149V148H236ZM250 149V148H249ZM151 150H152V148H151ZM179 150H180V148H179ZM240 150V149H239ZM238 150V151H239ZM251 150V149H250ZM264 150V149H263ZM119 151V150H118ZM153 151V150H152ZM160 151V150H159ZM237 151V152H238ZM248 151V150H247ZM258 151V150H257ZM147 152H149V151H147ZM147 152H145V153H147ZM150 153V152H149ZM156 153V152H155ZM202 153V152H201ZM239 153V152H238ZM151 154V153H150ZM240 154H241V152H240ZM249 154V153H248ZM251 154V153H250ZM165 155V154H164ZM184 154H182V156H183ZM257 155V154H256ZM152 156V155H151ZM151 156H150V159H152L151 158ZM154 156V155H153ZM155 156H158L157 154L155 155ZM169 156V155H168ZM181 156V157H182ZM251 156V155H250ZM259 156V155H258ZM159 157V156H158ZM175 157H178V156H175ZM252 157V156H251ZM260 157V156H259ZM259 157H257V158H259ZM142 158V157H141ZM157 158V157H156ZM155 157H154V159H156ZM161 158V157H160ZM164 158H166V157H164ZM164 158H162V159H164ZM182 158H185V157H182ZM185 158V159H186ZM250 158V157H249ZM261 158V157H260ZM149 158H147V160H148ZM153 159V160H154ZM159 159V158H158ZM174 159V158H173ZM127 160H130V159H127ZM168 160V159H167ZM170 160H171V158H170ZM181 160H183V159H180V161H179V159H178V161H179V164L181 163ZM245 160V159H244ZM243 160V161H244ZM249 160H251V159H249ZM118 161V160H117ZM156 160H154V162H155ZM158 161V160H157ZM254 161V160H253ZM149 162H153L152 160L150 161L149 160ZM171 162V161H170ZM173 162H175V161H173ZM247 162H248V160H247ZM160 163V162H159ZM176 163V162H175ZM178 163V162H177ZM183 163H184V161L181 163L182 165H183ZM187 162H185V164H186ZM264 163V162H263ZM156 164V163H155ZM155 164L153 165V166H155ZM161 164H163V163H161ZM160 164V165H161ZM184 164V165H185ZM250 164V163H249ZM254 164V163H253ZM146 165V164H145ZM157 165H158V163H157ZM178 165V164H177ZM181 165V166H182ZM162 167H163V165H161ZM142 167V166H141ZM144 167V166H143ZM253 167V166H252ZM157 168V167H156ZM160 168V167H159ZM158 168V169H159ZM173 168H175V167H173ZM185 168V170H184V173L186 172V170L188 169L187 167H184ZM183 168V169H184ZM256 169V168H255ZM258 170V169H257ZM182 172H183V170H181ZM259 171V170H258ZM261 171L262 172H264V169H261ZM193 172V171H192ZM256 173V172H255ZM5 174V173H4ZM167 174V173H166ZM189 174H190V170H189ZM192 174V176H190V177H193L194 175V173H191ZM186 175H188L187 173H186ZM196 175V174H195ZM258 175V174H257ZM197 177V176H196ZM261 177H263V176H261ZM194 178V177H193ZM196 180L198 181V179L196 178ZM200 180V179H199ZM203 180V181H204ZM255 180V179H254ZM201 182H202V180H201ZM206 182V181H205ZM258 181H256V183H257ZM249 183V182H248ZM205 184V183H204ZM210 184H209V186H210ZM264 184V183H263ZM262 184V185H263ZM206 185V184H205ZM257 185V184H256ZM262 185H261V187H262ZM249 186V185H248ZM207 186H205V188H206ZM247 187V186H246ZM246 187H242V188H245V190H246ZM213 188V187H212ZM263 189H264V187H262ZM207 189V188H206ZM211 190V189H210ZM214 190V189H213ZM212 190V191H213ZM249 189H247V191H248ZM244 191V190H243ZM251 191V190H250ZM257 191H260L259 189L257 190ZM152 192V191H151ZM205 192V191H204ZM182 193V192H181ZM206 193V192H205ZM204 193V194H205ZM221 193V194H222ZM238 193V192H237ZM241 193V192H240ZM247 193V192H246ZM260 193V192H259ZM261 193H262V191H261ZM261 193H260V195H261ZM264 193V192H263ZM175 194V193H174ZM208 194V193H207ZM239 194V193H238ZM248 194V193H247ZM246 194V195H247ZM209 195V194H208ZM251 195H253L252 193H251ZM135 196V195H134ZM205 196H207V195H205ZM211 196V195H210ZM209 196V197H210ZM213 196V195H212ZM218 196H221V195H218ZM226 196V195H225ZM244 196V195H243ZM242 196V197H243ZM249 195H247V197H248ZM199 197V196H198ZM214 197V196H213ZM213 197H211V199L213 198ZM238 197V196H237ZM246 197V198H247ZM102 198V197H101ZM123 198V197H122ZM207 198H208V196H207ZM235 198V197H234ZM233 198V199H234ZM246 198H245V200L244 201H246ZM248 198H251L250 196L248 197ZM255 198V197H254ZM124 199V198H123ZM184 199V198H183ZM224 199H226V198H224ZM210 200V199H209ZM208 200V201H209ZM216 200V199H215ZM249 200V199H248ZM251 200V199H250ZM228 201H230V200H228ZM216 202V201H215ZM221 202L223 203L224 201H222L221 200ZM247 202V201H246ZM253 203H254V201H252ZM239 203V202H238ZM111 204V203H110ZM225 204V203H224ZM230 204V203H229ZM226 206H227V204H225ZM234 205H235V203H234ZM233 205V206H234ZM253 205H255V204H253ZM232 206V205H231ZM250 206H252V205H250ZM151 207V206H150ZM223 207V206H222ZM240 207V206H239ZM255 207V206H254ZM257 207V206H256ZM99 208V207H98ZM121 208V207H120ZM152 208V207H151ZM249 208V207H248ZM262 208V207H261ZM259 206H258V210L259 209H261ZM165 209V208H164ZM226 209H228V208H226ZM252 209H253V207H252ZM255 210H257V209H255ZM165 211V210H164ZM224 211V210H223ZM230 211V210H229ZM244 211V210H243ZM261 211H263L262 209H261ZM173 212V211H172ZM231 212V211H230ZM163 213V212H162ZM156 214V213H155ZM110 215V214H109ZM108 215V216H109ZM256 215V214H255ZM259 216V215H258ZM112 217V216H111ZM191 217V216H190ZM184 218V217H183ZM171 219H172V217H171ZM185 219V218H184ZM190 219V218H189ZM203 220V219H202ZM169 221H170V219H169ZM190 221V220H189ZM172 222H173V220H172ZM194 225V224H193ZM207 226V225H206ZM122 227V226H121ZM112 230V229H111ZM193 233V232H192ZM245 233V232H244ZM116 235V234H115ZM117 237V236H116ZM204 237V236H203ZM114 238V237H113ZM119 238V237H118ZM122 238V237H121ZM209 238V237H208ZM115 239V238H114ZM195 239V238H194ZM211 239V238H210ZM123 240V239H122ZM86 241V240H85ZM107 241H109V240H107ZM188 241V240H187ZM119 242V241H118ZM121 242H123V241H121ZM124 242H126V241H124ZM128 242V241H127ZM206 242V241H205ZM70 243V242H69ZM99 243V242H98ZM116 243V242H115ZM120 243V242H119ZM118 243V244H119ZM44 244V243H43ZM123 244V246H124V249H128L129 251H136V252H138L137 251V249L135 250V249H133V247L131 248V246L129 247L128 246V244H124V243H122ZM78 245V244H77ZM119 245H121V244H119ZM118 245V246H119ZM158 245V244H157ZM206 245V244H205ZM79 246V245H78ZM80 247V246H79ZM57 249V248H56ZM110 250V249H109ZM127 250V251H128ZM10 251V250H9ZM32 253H34V252H32ZM58 253V252H57ZM86 253V252H85ZM140 253V252H139ZM142 254V253H141ZM141 254H139V255H141ZM39 255V254H38ZM40 256V255H39ZM143 256V255H142ZM145 256V255H144ZM13 257H14V255H13ZM8 258V257H7ZM39 258V257H38ZM55 258V257H54ZM108 258V257H107ZM8 260V259H7ZM55 261H56V259H55ZM151 261V260H150ZM7 262V261H6ZM55 263V262H54ZM109 263V262H108ZM152 263V262H151ZM118 264V263H117Z\"/></svg>",
  "mask_w": 264,
  "mask_h": 264
}]
</instances>
